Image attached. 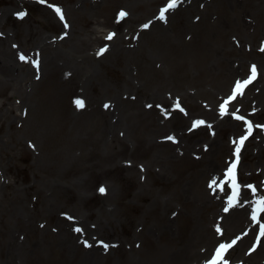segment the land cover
<instances>
[{"label": "rangeland", "instance_id": "obj_1", "mask_svg": "<svg viewBox=\"0 0 264 264\" xmlns=\"http://www.w3.org/2000/svg\"><path fill=\"white\" fill-rule=\"evenodd\" d=\"M132 2L134 9L129 5ZM164 2L0 0V32L3 39L4 33L8 34L7 48L11 43L13 53L27 58V64H21L37 70L34 79L32 74L29 77L32 83L27 89L24 85V90L0 85V253L17 244V264H140V258L143 264H170L162 260L161 252L180 243L190 226L188 211L177 201L178 196L195 173H189L195 170L194 164L203 163L205 150L196 148L191 156H183L184 152L176 167L170 165L171 172L163 173L162 180V171L150 162L154 148L149 147L143 132L145 126L151 131L155 116H140V102L146 97L142 95L153 89L173 95L187 90L194 97L190 104L184 103V120L174 129L169 123L160 133L179 138L198 120L209 126L211 118L202 108L208 109L207 104L214 101L213 113H217V100L210 94L220 83L218 70H209L212 48L229 44L241 51L239 61L244 68L239 78L251 74L256 66V83L244 89L248 99L242 102L241 97L236 104L264 135V94L252 97L264 85V33L258 32L264 18L252 15L254 23L246 32L252 40L246 41L235 28H225L226 17L232 18L227 13L220 15L218 0H198L197 11L187 14L180 7L168 14L161 22L164 34L158 38L162 39L155 40L156 29L142 25L155 19ZM207 3L210 8L205 7ZM50 5L61 8L63 20ZM6 9L12 10L13 17L4 22ZM121 9L127 17L117 21ZM21 11L23 18L16 15ZM110 33L114 35L108 40ZM101 48L107 52L98 55ZM37 60L38 67L32 62ZM90 61L93 71L88 68ZM230 86L228 82L225 92ZM25 91L26 108L18 94ZM77 99L84 101L83 108H74ZM159 101L154 102V108H149L150 104L143 108H153L164 116ZM11 108H15L16 118L9 125ZM19 109L27 119L20 121ZM106 112L112 113L103 116ZM205 134L213 137L204 128L195 139ZM239 136L224 130L214 137L227 147L216 159L219 169L232 161L238 163L240 197L249 192L244 214L230 223L225 216L215 219L210 226L212 253L199 264L210 261L221 244L232 245L224 253L227 264H264V236L251 219L256 201L264 196V144L256 145L254 138L237 156L233 143ZM147 165L152 166L151 175ZM191 179L204 183V178ZM223 179L226 181L225 175ZM248 185L256 188L255 194L245 190ZM220 192L232 191L225 186ZM158 199L161 205H156ZM57 219L67 223L64 241L58 234ZM258 219L264 223V213H258ZM167 220L171 221V234L162 242V225ZM204 222L208 226L209 220ZM76 227L82 232H75ZM83 241L91 246L85 247ZM104 244L109 246L107 250Z\"/></svg>", "mask_w": 264, "mask_h": 264}, {"label": "bare ground", "instance_id": "obj_2", "mask_svg": "<svg viewBox=\"0 0 264 264\" xmlns=\"http://www.w3.org/2000/svg\"><path fill=\"white\" fill-rule=\"evenodd\" d=\"M196 1L198 0H182L178 6L184 9L181 11L189 14L193 11H197L195 7ZM218 1L221 3V5L217 7V10L219 11L220 15L223 16V14L225 15L227 13L229 17L232 18L230 20L226 17L227 20L225 21V24L227 26L225 28L233 27L240 33V35L243 37L244 40L251 41L252 37L246 36L247 35L246 32H248L249 28H252V25L254 23V20L251 19L253 18L252 16L253 14L257 15L259 19L264 18V0H218ZM129 5L131 6L132 9H134V6H136L134 5L133 2L130 3ZM205 7L210 8V3H207ZM3 15L4 16L2 20H4V22H7L9 18H12V10L6 9L3 12ZM246 17H249L250 19ZM163 27L164 26L159 22V19L155 18L150 23L148 30H150V28L156 29L154 35L157 37V39L155 40H160L162 38H158V37L164 34L161 33ZM258 32L264 33V24L261 30H259ZM7 37L8 34L4 33V39H3V36L0 34V38H2L0 40L1 41L0 85L4 86L6 89H7V85L18 86L19 89L22 90H24L22 88V85H24L25 89H27L32 83L30 82L29 77L32 74V78L34 79V77L37 75V70L35 68H31L28 65L21 64V62L24 64L27 63L21 61L19 59V56L15 52H14L15 54L13 53L11 43L9 44V49L7 48L8 44L5 41V38ZM95 39L96 37H94V40ZM232 41H235V39L232 38ZM236 41L239 44L244 45V43L242 44L239 39H236ZM39 46L40 44L38 45V47ZM72 47H74V45ZM41 48L43 49V47ZM240 52L241 51L237 50V48H235L234 45L233 47H231L229 44L228 45L225 44L223 46H217L215 49L212 48L213 58L211 59L209 70L211 72L218 70L219 73L217 74L220 78V83L218 84V87L215 89V91L213 90L210 94L212 100H217L216 103L217 113L215 112L213 113L214 101H211L209 106L207 104V107H209L208 109L202 108L204 111L203 112L204 115L207 118H211L210 121L212 123L209 124L210 126H208L206 123H203L202 129H199V126H197L191 131H183L179 136V138L176 137V135L173 133L161 134L160 132L167 129L169 123L171 124V129L178 127V125L182 123L181 122L182 119L184 120L183 115L187 112L184 103L188 102L190 104L194 96L192 97V95H190L187 90H184L179 94L173 95L171 92L167 91L166 93H163L158 89L155 90L153 89L147 95L144 94L142 95L146 97L142 98V101L140 102L141 103L140 113H139L140 116H146V115L155 116V118L153 119L151 131L150 130L147 131L145 126L143 132L144 134H146L145 141L149 143V147L151 146L154 148L153 152L150 155V162L155 164L156 170L162 171L160 173L162 180L164 179V177H162L163 173L171 172L170 165L176 167L175 163L179 162L177 161V159L180 158L184 154V152H186V154L183 156H191V153L196 148H200L203 146L205 150V159L203 160V163L201 161L200 163L194 164L195 170H191L189 171V173L190 174L194 172L195 173L188 178L190 179V182H186L182 185L181 193L178 196L177 201L181 203L182 206H185V209L188 211L189 215L187 220L190 222V226L187 229V233L184 239L180 243L174 245L169 250H166L164 253L161 252L162 260L167 261L170 264H198L202 259H204L209 254H211L210 246L211 243L214 241L213 238L214 235L212 233V230H210V226L211 224L214 223L215 219L217 221L221 217L225 216L224 217L226 218L225 220L228 223H230L233 219L239 218L241 215L244 214V208L247 202V195L238 197V200L234 202L235 206L229 207L230 197H228L226 194H222L220 192V188H217L215 185L212 188L209 187V183L213 179H215L218 184L220 185L222 184L223 175L221 169H219L218 167V162L216 159L217 157H219L220 150H223V152L227 150L225 143L222 144L218 142L215 139V137H210L206 134H205L206 136L203 138L201 137L200 139H195V136H200L202 134V130L204 128L207 129L208 132L211 130L214 132L217 131V133L224 130H230V132L233 134L242 133L248 130L249 126L245 125V123L242 120L232 121V119L229 118L230 114H232L230 113V109L233 110V106H235L236 102L242 97L240 94L236 95L235 98L232 99L227 104L226 114L221 115L219 112L220 105L223 104L228 99L227 95L229 93L227 91L225 92L228 82L229 85H231L229 90V92L231 93V91L233 90V86L236 85L237 79L242 74L244 64L239 61V59H241ZM233 56L236 58H232ZM77 58H79L77 62L80 63L82 61V56ZM93 59L94 60L92 61H96L95 58ZM92 61L88 63L89 71L90 69L91 71H93ZM80 67L81 65L79 66V68ZM92 75L93 73L90 75V78L92 77ZM254 83L255 81H252L251 85H253ZM18 94L21 95L19 96L22 99L21 105L26 108L27 104H29V101L26 99V91L24 93H18ZM260 94L261 95L264 94L263 84L258 88V91L252 97L258 98ZM246 99H248V97L243 96L241 101L244 102L246 101ZM144 100L145 102L142 105V102ZM156 101L160 102L158 104L162 106L163 109L161 110L163 112H166L164 116H162L159 111L153 109L155 106L152 105ZM177 103H179V106L183 107L184 112H182L176 107ZM147 104H150L151 107L153 108L150 110L144 109L143 106ZM14 109L15 108H11L9 110V114L10 116H12L11 118H13L12 121H9V125L13 123V121L16 118L15 117L16 115H14L13 113ZM21 112L22 109L18 117H20L19 118L20 121H23L24 116L23 113ZM108 113L110 112H106V114L103 113V116H107ZM25 119L27 118L25 117ZM170 119L172 120V122ZM0 120H2L1 116H0ZM251 129L252 131L247 136V139L245 141L247 142L255 138L256 145H263L264 136L261 133L255 135V132L259 130L255 128H251ZM169 136L173 137V139L172 140L167 139V137ZM183 147L186 149V151L183 149ZM151 167L152 166L147 165V171L150 175L152 174L150 170ZM180 176L183 175L180 174ZM191 178H197V179L204 178V183L202 181L201 183L196 184L197 181L193 182ZM193 183L196 184V186H194ZM202 183H203V188H202ZM223 187L224 186H222V188ZM153 205L155 207V210L157 211L156 205H161L160 200L159 199L156 200V205L155 203H153ZM167 206L170 207L168 204ZM225 208H228L227 212L224 211ZM206 210H208L209 212L205 216V220L208 219L209 224L208 226L205 227L206 224L204 222L205 220H203V217ZM217 211H218V215L216 216ZM196 218H199V220L197 221ZM57 221L60 222L57 223L60 225V228L58 230L59 237L60 239H62L61 241H64V239H67V232H66L67 223L66 221H63L61 219H57ZM162 227L163 229L161 231L162 232L161 239L163 242L165 241V239L168 238V236H170L169 233L171 234V231L169 230L171 227V221L170 220L164 221ZM148 234H151V231H148ZM68 239L71 240L72 238L68 237ZM198 243L200 247L197 248ZM16 247L17 244H13V246L11 245L9 250H6L4 254L0 253V264H17L15 260L17 256L15 253L19 254L20 249H16ZM262 252H264V248ZM28 262L29 261H26V263ZM143 263H144L143 260L140 258V264ZM55 264H63V263L55 262Z\"/></svg>", "mask_w": 264, "mask_h": 264}, {"label": "snow or ice", "instance_id": "obj_3", "mask_svg": "<svg viewBox=\"0 0 264 264\" xmlns=\"http://www.w3.org/2000/svg\"><path fill=\"white\" fill-rule=\"evenodd\" d=\"M39 2L40 3H45V0H39ZM179 2H180V0H168V3L166 5V7L160 9L158 19L165 20L166 12H168L169 10L175 9ZM50 7L53 8V10L61 18V20L64 19L63 12H62V10H61V8L59 6L50 5ZM16 15L19 18H23L25 13L23 11H21V12L17 13ZM118 15L122 19L123 17H125L127 15V13L122 10ZM65 27H67V25H65ZM142 27L147 29L149 27V24L146 23V24L142 25ZM113 35L114 34L110 33L106 37V39L111 40L113 38ZM106 50H107L106 48H101L100 51L97 54L101 55ZM261 51H264V46H262ZM19 59L21 61H27V58L23 54H21L19 56ZM32 62L34 64V66L38 67V61H32ZM255 75H256V66L253 65L252 68H251V76L249 77V79L246 80V81H243V82L237 81L232 96H230L228 98V100H226L223 104L220 105V114L221 115L226 114V111H227L226 106H227V104L232 99H234L236 95L240 94L242 92V89L244 87H246L247 84L251 83L252 79L255 78ZM74 104L76 105L77 108H83L84 107V101L81 100V99L75 100ZM107 107H108V105H105V108H107ZM148 107H151V105H149ZM176 107L177 108L180 107L179 103L176 104ZM234 118L238 119V120H243L244 119V117H242V116H235ZM199 124H203V121L194 122L193 127H196ZM248 133L249 134L251 133V125H249V127H248ZM167 139L172 140L173 137L169 136V137H167ZM245 139H247V136H242V137H240L239 141L236 143V149H235V153H234L235 155L238 156L239 151H240V147L243 145V142H244ZM225 176L228 178V181H230L231 187H232V190H233L232 196L229 198V207H233V206H235L234 202H236L238 200V197L240 196V190H239V187H238V185L236 183V163L235 162L228 167V169L225 172ZM214 185L216 187H222L220 184L217 183V181L215 179L210 181L209 187L212 188ZM248 187L251 189V191L254 194L256 193V188L252 187L251 185H249ZM100 191L104 192L105 189L102 187V188H100ZM224 211L227 212L228 208H225ZM258 213H264V196L260 197V199L256 201V207L253 208V213H252V216H251V219L254 222H257L259 224L260 235L264 236V223H261L260 220L258 219ZM69 219H72V218L69 217ZM73 230L75 232H82V229L79 228V227H76ZM217 231H219V229H217ZM83 243H84L85 247H90L91 246L90 244H88L87 241H83ZM101 243H103V242H101ZM233 243H235V241H233ZM103 246H104L105 250H107L108 247H109L106 244H104ZM231 246H232L231 244H229V245L221 244L216 249V252H215L213 258L210 261H207V264H227V261L224 260V253Z\"/></svg>", "mask_w": 264, "mask_h": 264}]
</instances>
